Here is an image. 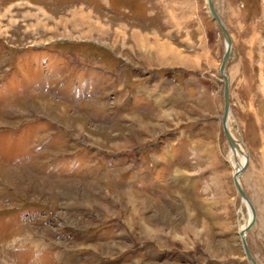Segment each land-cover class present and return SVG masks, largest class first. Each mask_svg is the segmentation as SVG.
Returning <instances> with one entry per match:
<instances>
[{
    "label": "rangeland",
    "instance_id": "1",
    "mask_svg": "<svg viewBox=\"0 0 264 264\" xmlns=\"http://www.w3.org/2000/svg\"><path fill=\"white\" fill-rule=\"evenodd\" d=\"M212 1L232 42L228 125L256 213L246 239L264 264V0ZM225 48L205 0H0V264H64L61 250L120 220L122 250L88 247L144 244L130 264H249L221 124ZM150 154L158 188H120Z\"/></svg>",
    "mask_w": 264,
    "mask_h": 264
},
{
    "label": "crops",
    "instance_id": "2",
    "mask_svg": "<svg viewBox=\"0 0 264 264\" xmlns=\"http://www.w3.org/2000/svg\"><path fill=\"white\" fill-rule=\"evenodd\" d=\"M163 57L164 56H162V58ZM150 93H152L153 95L154 91L153 92L151 91ZM152 98H153L152 100L155 101L156 97H154V95ZM161 99L165 101L164 97ZM178 136H180V134ZM114 157H118V156L116 155ZM122 157L124 156L119 155L118 157L120 158L119 160H121ZM135 164H136L135 174L131 175L132 178L130 179V183L128 182L129 180H126V178H121L119 179V181H123V183H121V185L119 184V187L123 188L124 190L125 188H130L138 193L139 192L143 193V191L138 188L140 186L139 185L140 182L142 181L143 185H145L146 188L145 191H147L148 188L149 191L147 192L153 193L158 188L157 184H158V179L160 177L159 174L161 173V171L160 169H156L157 164L153 162L152 155L151 154L148 155L147 158L144 160L139 159V161H136ZM150 167L151 168L153 167V169H150ZM172 175H174V173L169 174L168 178H171L170 176ZM113 185H117V184L113 183ZM122 224L123 221L121 220L119 222L109 221V224H102V226L103 225L104 226L107 225V226L105 227L103 226L98 231L91 232V234L85 236L81 235L80 238L82 241H84V243L81 244L86 245L84 247V250L77 252L75 250H65V251L61 250L60 253H58V257L60 261L63 262L64 264H130L132 263L133 260L140 259L136 257L137 256L136 254L138 253L136 250L142 248L144 244H139L138 246H134V248L131 249L128 248L127 250L125 249L124 251L114 253L111 255L113 257L103 256L98 252V250L93 251L91 250L90 247H88V244H93L96 246V249L97 247H100L101 250L103 251L105 250L109 254L113 253V251L116 252V249H114L116 247L119 250H122L123 245L120 243L118 244L115 243V241L121 242L125 238V231L122 228L123 226ZM150 245L151 246L153 245L152 247L155 249V252L158 251L157 252L158 254L164 253V251L162 252L160 251L162 249H159L156 244L151 243ZM33 246L36 245L33 243ZM150 247L148 246V248ZM165 252H171V251L165 250ZM84 258L86 259L84 260ZM216 262H221V261L217 260Z\"/></svg>",
    "mask_w": 264,
    "mask_h": 264
},
{
    "label": "bare ground",
    "instance_id": "3",
    "mask_svg": "<svg viewBox=\"0 0 264 264\" xmlns=\"http://www.w3.org/2000/svg\"><path fill=\"white\" fill-rule=\"evenodd\" d=\"M206 1V4H207V0H205ZM211 3H212V6H213V8H214V10H215V13L217 14V16H218V20H219V22H218V20H216L215 18H213L216 22H217V24H218V26L219 25H223L224 27H225V25H224V23L222 22V20H221V18H220V16L218 15V13H217V11H216V9H215V6H214V4H213V1L211 0ZM207 8H208V5H207ZM208 11H209V9H208ZM210 13V12H209ZM219 28H220V26H219ZM225 29H226V32H222L223 34H224V37H225V52H227L228 53V56H224L223 55V60H222V62H221V65H220V69H219V72H220V74H221V76H222V78H223V83H224V79L226 78V81H227V93H228V104H227V114H226V118H225V121H223L222 120V116H221V124H222V127H223V133H224V136H225V138H227V136H226V133L229 135V137H230V139H232V140H234L235 141V145H236V147L235 148H232L230 145H229V138H227V143H228V145H229V148H230V153H229V162H230V164H231V166L233 167L232 168V172H234L235 170H238L240 167H242V161H241V155L243 156V166H245V170H246V168H247V163H248V156L247 155H244V152H246L247 151V148L244 146V144H242L243 142H241L239 139H237L236 137H235V135L231 132V130L229 129V125H228V121H229V116H230V113H231V102H230V97H229V83H228V78H227V76H226V74H225V62H226V60H227V58L229 57V55H230V51H231V48H232V42H231V38H230V35H229V33H228V31H227V28L225 27ZM220 30H221V28H220ZM222 31V30H221ZM222 70V71H221ZM224 85V84H223ZM225 101V100H224ZM223 106H224V104H223ZM224 109V108H223ZM223 113V112H222ZM223 122H225V124H223ZM225 127V128H224ZM242 153V154H241ZM247 153V152H246ZM244 170V171H245ZM244 171L238 176V183H239V185L241 186V188L243 189V191H244V193H245V196L247 197V199L249 200V202L251 203V205H252V207H253V210H254V223H255V219H256V213H255V208H254V206H253V204H252V202H251V200H250V198L248 197V195H247V193H246V191L244 190V188L242 187V185H241V183H240V180H239V178H240V176L244 173ZM232 175H233V173H232ZM233 184H234V182H233ZM234 187H235V184H234ZM235 189H236V191H237V193H238V195H239V192H238V190H237V188L235 187ZM239 197H240V195H239ZM241 198V197H240ZM241 201L244 203V204H246V206H247V208H248V217H247V219H245V221L243 222V224H241L240 225V229H239V232L241 231V230H243V228L246 226V225H248V223L251 221V219L253 218V215H252V212H251V210H250V208H249V206H248V204H247V202L245 201V200H243L242 198H241ZM253 223V224H254ZM253 226V225H252ZM251 226V227H252ZM251 228H249V230H250ZM248 230V231H249ZM247 231V232H248ZM247 232L245 233V239H246V234H247ZM239 234V233H238ZM241 241V240H240ZM241 243V242H240ZM242 244V243H241ZM246 244H247V247H248V242H247V239H246ZM248 249H249V247H248ZM244 251V250H243ZM249 252L251 253V251L249 250ZM251 255H252V253H251ZM252 257H253V255H252ZM254 258V257H253ZM256 261V260H255ZM257 262V261H256ZM249 263V262H248ZM258 264V263H257Z\"/></svg>",
    "mask_w": 264,
    "mask_h": 264
},
{
    "label": "water",
    "instance_id": "4",
    "mask_svg": "<svg viewBox=\"0 0 264 264\" xmlns=\"http://www.w3.org/2000/svg\"><path fill=\"white\" fill-rule=\"evenodd\" d=\"M207 5H208V9H209V12H210V15L211 17L215 18L216 20H218V16L217 14L215 13V10L212 6V3H211V0H207ZM219 22V20H218ZM220 23V22H219ZM222 32H226V29L225 27L221 24L219 25ZM224 56H228V53L225 52ZM222 71V70H221ZM223 76V75H222ZM223 88H224V109H223V113H222V120L225 121V118H226V114H227V104H228V93H227V81H226V78L224 79V83H223ZM223 124H225V122H223ZM225 128V127H224ZM226 136L227 138L230 139L229 135L226 133ZM229 145L232 147V148H235L236 145H235V141L230 139L229 140ZM245 170V166H242L240 167L238 170H235L233 172V181H234V184H235V187L237 188L238 192H239V195L240 197L245 200L252 212V215H253V218L251 219V221L248 223V225H246L243 230H241L239 232V237H240V240H241V243H242V247H243V250H244V255H245V258L247 259V261L249 262V264H257V262L255 261V259L252 257L251 253L249 252V249L247 247V244H246V239H245V233L249 230V228H251V226L253 225L254 223V210H253V207L251 205V203L249 202V200L247 199V197L245 196V193L243 191V189L241 188V186L239 185L238 183V176Z\"/></svg>",
    "mask_w": 264,
    "mask_h": 264
},
{
    "label": "flooded vegetation",
    "instance_id": "5",
    "mask_svg": "<svg viewBox=\"0 0 264 264\" xmlns=\"http://www.w3.org/2000/svg\"><path fill=\"white\" fill-rule=\"evenodd\" d=\"M45 48V47H44Z\"/></svg>",
    "mask_w": 264,
    "mask_h": 264
}]
</instances>
